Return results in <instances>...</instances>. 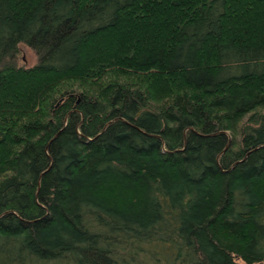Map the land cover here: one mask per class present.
<instances>
[{
  "label": "trees",
  "instance_id": "16d2710c",
  "mask_svg": "<svg viewBox=\"0 0 264 264\" xmlns=\"http://www.w3.org/2000/svg\"><path fill=\"white\" fill-rule=\"evenodd\" d=\"M263 106L264 0H0V264L261 262L230 217L238 188L264 202V118L242 128L259 146L227 132ZM162 189L194 197V252L80 216L148 227Z\"/></svg>",
  "mask_w": 264,
  "mask_h": 264
},
{
  "label": "rangeland",
  "instance_id": "374dc122",
  "mask_svg": "<svg viewBox=\"0 0 264 264\" xmlns=\"http://www.w3.org/2000/svg\"><path fill=\"white\" fill-rule=\"evenodd\" d=\"M20 49V65H24L27 68L35 66L38 62L37 55L25 44H21ZM255 116L258 117L254 118ZM260 118H264V106L255 110L237 124L230 125L231 129L227 133L230 140L233 141L232 149L234 152L239 153L250 146H259L261 144L262 140L259 136H248L242 132L245 124L251 121H258ZM224 151L225 148L212 150L204 162L199 164V174L201 175L204 169L210 167L213 163L218 166L219 158ZM260 194L264 196L263 191L257 195ZM153 200L157 202L159 208L158 217L155 223L148 227L132 226L125 222H120L116 216L109 215L90 205L82 207L80 216L85 219L91 216L92 213L102 214L100 223L104 228L121 233L127 240H136L142 244L152 246L153 249L160 250L166 261H169L168 245L172 241V236H178L181 239L182 247L188 252H194L199 244L191 237L192 227L184 218V209L190 207L192 203L194 204V197L186 194L182 199V203L179 204L178 201L162 189L160 191L157 190L155 195L153 194ZM234 207V214L230 217L234 223L240 225L246 222L251 223L259 231L257 258L261 262L257 264H264V202L258 203V201H254L243 189L238 188L235 193ZM256 209L260 210L258 216H253V212ZM230 257L233 259L232 264H249L246 261L236 262L234 260L238 257L236 254H231Z\"/></svg>",
  "mask_w": 264,
  "mask_h": 264
}]
</instances>
